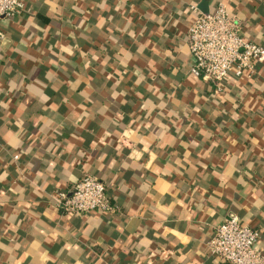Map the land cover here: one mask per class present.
<instances>
[{
    "label": "crops",
    "instance_id": "0c3cea01",
    "mask_svg": "<svg viewBox=\"0 0 264 264\" xmlns=\"http://www.w3.org/2000/svg\"><path fill=\"white\" fill-rule=\"evenodd\" d=\"M219 2L264 46V0H24L3 21L0 264H229L206 248L229 214L264 251V61L189 72L190 5ZM84 174L115 212L59 210Z\"/></svg>",
    "mask_w": 264,
    "mask_h": 264
},
{
    "label": "built area",
    "instance_id": "2783aa9c",
    "mask_svg": "<svg viewBox=\"0 0 264 264\" xmlns=\"http://www.w3.org/2000/svg\"><path fill=\"white\" fill-rule=\"evenodd\" d=\"M23 7L24 0H0V42L5 39L3 21L18 15ZM190 8L196 16L187 35L192 58L189 72L216 86L229 72L237 77H251L254 63L264 61V46L241 35L242 23L227 4L219 2L212 12L199 11L195 5ZM54 198L62 213L116 210L107 196L106 185L90 174H84L69 192H58ZM259 236L257 229L243 224L236 214H229L215 228L206 248L229 264H264V251L257 245Z\"/></svg>",
    "mask_w": 264,
    "mask_h": 264
}]
</instances>
